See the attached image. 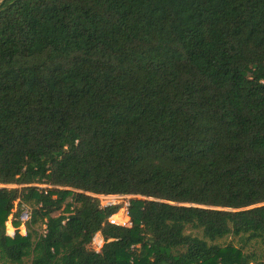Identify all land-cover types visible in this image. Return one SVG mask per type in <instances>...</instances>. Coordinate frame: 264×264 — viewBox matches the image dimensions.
I'll return each mask as SVG.
<instances>
[{
    "label": "trees",
    "instance_id": "16d2710c",
    "mask_svg": "<svg viewBox=\"0 0 264 264\" xmlns=\"http://www.w3.org/2000/svg\"><path fill=\"white\" fill-rule=\"evenodd\" d=\"M0 185V264H263L264 0L2 1Z\"/></svg>",
    "mask_w": 264,
    "mask_h": 264
},
{
    "label": "built area",
    "instance_id": "2783aa9c",
    "mask_svg": "<svg viewBox=\"0 0 264 264\" xmlns=\"http://www.w3.org/2000/svg\"><path fill=\"white\" fill-rule=\"evenodd\" d=\"M1 187H6L10 189L12 186L0 185V188ZM36 187L43 188L44 186H36ZM90 196L98 200L100 208L120 206L118 211L108 218V222L111 225L122 226V227L131 226L130 216H129V204L132 196L95 195V194H90ZM18 203L21 202L17 201L16 206H18ZM119 212H121L120 215L117 214ZM14 213L10 214L4 223L6 236L10 238H13L15 234L26 236L27 234L26 223L29 220V216H30V210L28 206L21 203L19 216L14 215ZM117 215H119V217H117ZM15 223L18 225H15ZM103 245H104V239L102 235L99 232L94 234L91 243L89 245L90 249L96 253H99L101 252Z\"/></svg>",
    "mask_w": 264,
    "mask_h": 264
},
{
    "label": "rangeland",
    "instance_id": "374dc122",
    "mask_svg": "<svg viewBox=\"0 0 264 264\" xmlns=\"http://www.w3.org/2000/svg\"><path fill=\"white\" fill-rule=\"evenodd\" d=\"M15 187H16V186L13 185L11 188H15ZM120 213H121V212H119V213H117V214L120 215ZM59 214H60V212L57 211V212H55L53 215L56 216V215H59ZM119 215H118V216H119ZM220 242H221V243H228V242H231V243L234 244L235 246H238V245H239L238 240H237V238H235V237H229V238H226V239H224V240H221ZM245 251H246V252H250V251L256 252V257H257L258 259H260V260L263 262V264H264V249H262V248L259 247V246H254V247H248V248H246ZM23 264H29V262H28V261H24Z\"/></svg>",
    "mask_w": 264,
    "mask_h": 264
},
{
    "label": "water",
    "instance_id": "95a60500",
    "mask_svg": "<svg viewBox=\"0 0 264 264\" xmlns=\"http://www.w3.org/2000/svg\"><path fill=\"white\" fill-rule=\"evenodd\" d=\"M2 1H4V0H0V3H1Z\"/></svg>",
    "mask_w": 264,
    "mask_h": 264
},
{
    "label": "bare ground",
    "instance_id": "6f19581e",
    "mask_svg": "<svg viewBox=\"0 0 264 264\" xmlns=\"http://www.w3.org/2000/svg\"><path fill=\"white\" fill-rule=\"evenodd\" d=\"M117 217H119V216L117 215Z\"/></svg>",
    "mask_w": 264,
    "mask_h": 264
}]
</instances>
